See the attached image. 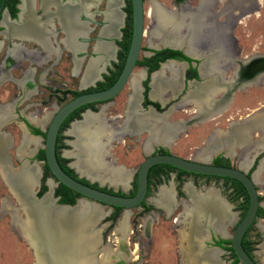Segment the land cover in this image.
<instances>
[{"label": "flooded vegetation", "instance_id": "af4514ba", "mask_svg": "<svg viewBox=\"0 0 264 264\" xmlns=\"http://www.w3.org/2000/svg\"><path fill=\"white\" fill-rule=\"evenodd\" d=\"M99 1L94 0L90 7L88 6L86 7L87 4L86 0H47L44 6L42 0H0V85L9 82L14 84L18 89L17 92H15V94H12V98L11 97L7 98V94L5 95L7 99L5 98L4 100H2V98H0V113L5 114L6 116L3 119V123L0 124V129L1 126L4 125L7 121L13 119L11 118L12 116H10L12 105L14 103H18L19 100L21 101L24 100L23 97L28 99L31 98L32 101H30V104L39 106L40 101L36 99L35 102L33 97H35L36 95L38 96V94L41 92L39 90V87L41 85L45 87L46 90H48L47 93L49 94V98H52L49 106L53 108V110L51 111L54 112V110L57 107V105L55 104V101H57L56 97H58V100L60 101V102L57 101L59 106L64 101L73 98L75 95L79 93L101 90L113 84V82L115 81V79L117 78L120 72V67L122 65V61L124 58V55L122 54L121 56L120 54L121 46L119 42H121L123 39L124 35L122 31L126 27V25L124 26L123 24L124 21L123 16L125 14L123 10L126 7V9L129 11L130 14V0H126V1L119 0L118 10L120 11L119 14L120 21L116 23L113 35H104L100 33V31L103 28H106L107 26L110 25V22L108 21V19L105 18L106 15L104 14L107 10V5L109 0L108 1L102 0L103 9L98 11L101 20L99 22L90 20V15L93 14L94 12H97V10L96 11L94 10ZM152 2L159 9H162L164 13L169 14V16H172V21L174 23L181 20L182 24H185V27L183 26L181 28V31L178 33L175 32L173 23L160 27L156 25L157 23L153 18H150L148 16V13H146L147 12L146 11L145 17L148 18L149 24L148 26L145 27V29L152 31L154 28L155 31H157V33H160V35L151 36V41H153V43L156 44L152 45L147 42L149 47L147 51L148 53H146L142 58V60H145L144 63L143 62L138 63L139 61L137 60V56H136L134 66L138 65L141 67V70L138 72L139 76L140 75L141 76L136 81V91L131 90L129 84L133 75L125 83V85L127 83L129 85V93L126 96V99L124 100V103L122 105L123 106L122 112L113 113V115L110 116V112L109 110H106V107L112 106L113 103L112 99L109 101L106 100V101L81 105L79 107H76V109H74V111L71 114H68L65 117V119L61 123L55 135V138L58 136V141L56 143L57 146L62 144L57 149L58 154L60 158L65 159L64 161L65 167L71 170V176L69 175L67 176H69L72 179H76L77 181L83 184L90 185L91 187L99 188V189L101 188L105 192L109 191L110 194L115 193L123 196L133 195L135 192V179H134L135 171L132 173L133 179L132 181H130V184L128 182L130 176L129 175L127 182L124 184V186L119 184L116 185L120 187L130 186L127 192L116 191L114 189L112 190L105 186H101L97 183V181L100 182V180L98 179L97 181L95 180L89 181L84 176H80L76 173V171L73 168L79 171V173L80 170L77 169V167H75L74 163L72 162L73 163L72 169L74 171L73 172L72 169H70L71 167H69L70 166V164H68L69 160L65 158V157H68V159L70 158L68 155H66L68 150H65L63 152L64 154L63 156L60 153L61 149L64 148L62 142V139L64 137L62 136V130L64 128L68 126V128L66 129V134L71 139L72 137L76 139V136L72 132V128L75 124L84 120L86 114H93V113L96 114V113L104 112V117L107 123L109 124L112 123L115 125V127H121V128L125 127L126 125L125 121L128 119V115L131 116L132 114L133 116L137 117L138 115L144 116V115L153 114L154 116L161 118V120H159L160 122L158 123L159 125L162 124L166 126L169 125L174 126L173 132L172 131L170 132L171 135V139H169L170 141L167 140V141L151 142L149 147L147 146L146 148L147 141H149V139L152 136V133L149 132V128L146 126H141L139 130H133L131 132L123 131V133L121 134V139L119 137H116L115 139L112 140L115 143L122 142L126 136L136 140L137 138H139L138 137L139 133H143L144 136L141 141V146L143 147L144 153H146L145 157L151 154H167V153H171L168 145L172 142V140L175 137L179 135V133L184 131L186 127L190 126L191 123L194 124L198 122L209 121L211 119H214L215 117L220 115V113H223L226 110L228 104L225 106V103L227 102L225 95H227V97L229 96L232 97V94H234L235 91L244 92V91H248V88L251 87L262 89L264 86V54H262V52L259 51H253L249 54L238 57L239 56V53H237L238 38L235 36L233 32V29L236 27V25L240 23V18L248 17L250 16V14L255 13V11L259 8L260 0H250L251 2L250 8H246V10L240 12L235 11V9L240 8L242 5H244L245 0H228L226 2L228 3V5L227 4L224 5L223 2H221L223 4L222 6H218V2H220V0H169L170 2L169 6L164 5L162 2H159L157 0H150L148 2L149 3L148 8L150 7ZM75 5H77V7ZM58 7H66L70 11H72L73 9L77 11L76 21L84 24L83 34L76 35L75 37H71L69 34L67 35L65 28H63V25L61 24L62 23L61 17L59 15V12L57 11ZM129 14H128L127 26L130 32ZM256 15L258 16L259 14ZM33 20L41 24L44 30V35H45L44 41L46 46H42L37 41L38 37L36 35H32L28 33L31 29L30 26ZM88 22L89 25L97 27V35L94 36L93 38H90L88 36V32H90L89 30H91L90 27L87 26ZM196 22H198V26H196V29L194 31L193 25ZM195 32L199 34L198 37L199 41L196 40L195 37L193 38L194 41H192V37H193L192 35ZM60 33H62L63 37L58 42L62 44V47H58L56 42L57 37ZM171 36H173V38L177 37L176 39L177 41L175 42V44H170V43L167 44L162 42L163 40L165 41ZM64 39H68L67 41L68 45L63 42ZM90 40H93L94 45L92 46V51L89 52V57L85 59V63L82 67L83 59L81 60V58L87 55L84 48L86 45H88ZM100 42H108V43L113 42V45L110 44L111 51L109 52V54H103L101 51L95 50V45ZM28 43H32L31 44L32 46L29 47ZM76 43L81 44L82 47L81 48L77 47V49L75 50L74 47L77 46ZM157 44H159V46H156ZM168 45L181 46V48H171ZM63 48L68 50V52H70L71 55L73 56L72 58V64L74 67L73 70H75L76 66L78 68L77 69L78 71L82 67L83 71H81L82 73L81 77L86 71L92 59L102 57V59L98 62L96 66L97 69L94 74L95 76L92 78L91 82L81 86L80 83L81 78H80L79 81L80 88L78 90H74V93H71L69 89L66 87L61 88L59 90H55L57 87H52V85L49 84L50 83L49 80L47 79V76L52 77L53 75H55L56 70L53 67L59 62L61 51ZM172 51L174 52L176 51L177 53L170 55V52ZM25 60L32 67L27 65L26 67L21 68L22 63ZM42 65H44V67H42ZM169 66L176 68V73H173L170 70ZM15 71L18 72L17 75L18 77L15 76L16 75ZM158 79L160 80L162 79L165 81L167 80L171 82V84L169 86L165 85L159 95H154L155 94L154 86H155V82L159 81ZM203 82L206 83L202 84ZM208 85L210 91L205 96L201 95L200 94L201 92L199 91L200 88L206 87ZM19 90H21V92L20 94H18V98L14 99V97H16ZM58 93L59 96H57ZM24 94L27 95L24 96ZM131 95L134 96L133 106L128 108V98ZM61 100L64 101L62 102ZM106 102L107 103L111 102V104L108 106L106 104L104 105L103 103ZM198 102L199 103L204 102L203 109L201 112L198 111V107H197L199 105ZM43 104H45V102H43ZM255 104L256 105L253 108H251V111L249 113H246L242 117L245 118L246 123L248 122L250 125H251L250 122H252L255 114H260V116L264 115V101H256ZM220 109L221 112L219 113ZM179 112H184L185 114H187V118L183 119L178 116L177 117L173 116V114ZM16 115L17 118L21 119L22 121V125H20L21 137L17 145V148L21 144V140L24 136V132L26 133V135L30 136L31 138H37V140L38 138L42 139L40 135L37 134L35 135L32 132V129H37L38 131H40L39 130L40 127L42 128L40 124H38L37 122L31 119L32 115L28 116V117L31 116L30 119H28L27 117L25 118L18 113ZM42 118L43 115L39 119ZM35 124L38 125L36 126ZM249 128L250 129L247 132L248 133L247 137L249 142L248 147H250L249 156L250 155L251 157L254 155L255 156L248 163V166L244 167L245 170L244 172L246 175L253 177V182L257 190L256 179L254 175H251L250 169L256 168L255 170L258 171L259 169V171L262 173L261 167H262V163H264V159L261 160V162H258L259 165L257 166L255 157L259 156V158H261L264 156V143H261L259 139L262 135L260 134L262 133L261 130H258L257 127H254L252 125ZM0 133L5 134L4 132H1V130ZM5 135L8 137V146L5 148L4 154L6 156V162L9 164L10 156L6 151L7 148L9 147V136L7 134ZM214 135L215 133L212 132L211 134H209L208 139L214 137ZM69 143L71 145V142L67 141V146L69 148H72L73 150L74 147L72 145L70 146ZM40 149H42L41 146L35 152V148H33L34 152L31 154V156L29 155L27 156L26 154V156L31 157L32 160L27 159L28 160L27 163V160L23 159L24 161L23 163H21V166L19 165L16 168L19 167L22 168L25 165L26 166L28 165V167L29 166L35 167V164L32 165V163L30 164L29 161L32 162L34 160L41 161L42 165L40 171L38 170L37 167H35L37 168L36 185H33V189H30V193L33 192V190L36 188V191H34L35 196L39 198L43 195L44 196L48 195L49 191H51L52 198L55 200L54 203H52L51 200H48L49 206H53L54 204L55 205L66 204L60 202L61 199L69 200V197L66 192H63V190L61 189L58 190L59 182H57L50 175L49 171L48 174H45V176H43L42 167L46 163L44 162V160L36 158V155L38 154V151ZM241 151L244 152L245 150L242 149ZM70 152L71 151H69L68 153ZM232 152L233 149L231 150V147L228 145L226 149H221L217 153H215V155L211 157L209 162L214 164L213 159L216 157H220L222 160H227L228 166H232L229 162V158L233 154ZM16 156L18 157L17 153ZM70 156L74 158L71 159L75 162L76 157L71 154ZM108 158H110V161L112 162V164H114V161L111 159L110 155ZM115 166L123 167L121 165H115ZM123 168L124 170L127 169L125 167ZM127 171L131 172L129 169ZM257 171H254V173ZM167 176L174 177L175 179L173 181V188L171 190L173 201L172 204L169 206L168 210L165 208L164 205H156L153 199H156L159 196L161 188L170 189L169 187L167 188L161 186L158 192L155 193V196L149 199V194L152 191V188L157 187L158 186L157 184ZM178 177L179 176L177 175V170L175 169H168L166 166L163 167V166H159L158 164L151 166V168H149L146 173L147 190H146L145 198L144 200L141 201V203L138 206L134 208L138 207L140 212L144 213V212H148L151 204L152 206H154V208H157L161 211L162 218L163 217L168 218L169 216L170 217L172 216L171 218V222L173 223L172 233L174 234V236L177 235L174 245V252H175V257L180 264H240V262L237 261L236 257L234 256L231 250L232 246L230 243V236L232 234L234 227L236 226V223L241 218L244 211L241 212V208H239L238 214H236L235 219L233 220L232 223L231 221L233 215H231L229 212L222 214L223 217V221L221 222L222 230L220 231L216 230L213 224L215 215L214 214L212 215L211 213L209 215V212L204 213V216H202V218L201 217L198 218L199 222H196L198 224V227L192 228L188 226V223L192 219L191 215H186V213H184L185 205L188 206L191 205L190 197L186 191V186L188 185L187 184L184 185L185 186L184 190L180 188L177 185L178 181H181L178 180ZM200 178H204V177H200ZM213 179H219L222 182V179L220 178H213ZM103 183L109 186H113L112 184H109L107 181ZM226 183L227 184L224 185L225 189L227 190L229 189V193H233V186H231L229 181H227ZM189 187L192 189L191 186ZM185 193L187 196L186 200L185 198H181L182 195L185 196ZM245 196L247 199L246 193L245 195L243 194L237 195L240 203H243L245 201ZM42 198L37 203H41ZM77 199L79 201V199H83V198H81L79 194L76 195V197L74 198V203L72 205L75 204V201ZM259 199L260 197L258 195V201ZM147 201L150 204H148ZM67 205L68 204H66V206ZM72 205H68V206H72ZM178 206H179V211L176 213L172 212ZM180 208L182 209L181 212H180ZM257 209H260L262 212H264V204L260 203V207H257ZM257 209L255 210L250 225L244 231V234L241 238V245L243 251L248 255V257H250V259L256 262V264H264V253L261 249L263 246L260 248V254L262 256L259 257V255L257 256L253 252V248H254L252 244L253 241L248 239L249 229L256 224V221L257 222L261 221L264 223V218H262L261 216L259 217L257 216L256 214ZM120 210L123 211V209L119 208L118 211ZM111 214L112 213H110L109 216H111ZM110 219L111 218L109 217L108 221H111ZM142 221L144 224L143 236L145 237L146 242L148 243V245H146V248H148L151 243L150 226L151 224H153L154 218L153 217L146 218L145 220ZM227 225H228V230H226ZM11 226L12 228H14L12 224ZM102 226L103 225H101V227ZM174 228L178 229V231L174 230ZM174 231L176 233H174ZM21 233L23 235L22 230ZM112 235L113 234L110 235L111 238H114V236ZM127 238L125 239V242L119 243L118 241H116V237H115L114 239L117 244L115 245V248L112 247V249L118 250V252L127 251V249L125 248ZM99 239H100V235H99ZM105 246H108V243L101 244V239H100L97 248L94 249V256L97 259V263H99L98 260L101 257L100 251ZM31 248L34 251L33 247ZM135 249H137V247H135L132 250V252ZM209 252L214 254L215 256L214 259L208 257ZM52 256L53 259L54 255ZM68 256L72 259L71 261L74 262L73 254H69ZM220 258L222 260H220ZM128 261L118 258L109 264H116L118 262H123V264H125ZM85 264H88V262H86Z\"/></svg>", "mask_w": 264, "mask_h": 264}, {"label": "bare ground", "instance_id": "6f19581e", "mask_svg": "<svg viewBox=\"0 0 264 264\" xmlns=\"http://www.w3.org/2000/svg\"><path fill=\"white\" fill-rule=\"evenodd\" d=\"M93 1L94 0H86V7H90ZM227 1L228 0H223V4L228 5V3H226ZM46 2L47 0H42L43 6ZM118 4L119 0H109L107 10L104 14L106 15L105 18L110 22V25L106 28H103L100 33L104 35H113L116 23L120 21V11L118 10ZM75 6L77 7V5ZM250 6L251 3H249V7ZM57 11L59 12L62 22L61 24L63 25V28H65L67 35L69 34L71 37H75L76 35L83 34L84 24L76 21V10L73 9L70 11L66 7H58ZM148 16L153 18L157 23L156 25L160 27L173 23L176 33L180 32L183 26L185 27V24H182L181 20L174 23L172 21V16L164 13L162 9H159L153 2L151 3ZM196 26H198V22L194 23L193 25L194 31ZM30 27L31 29L28 33L36 35L38 37L37 41L42 46H46L44 41V30L41 24L33 20ZM142 31L143 36L146 34V36L149 38L150 44H156L151 41V36H158L160 33H157L154 28L152 31H149L143 27ZM192 36V41H194V37L199 41V34L197 32H195ZM176 39L177 37L173 38V36H171L162 42L167 44H175L177 41ZM67 41L68 39L63 40L65 44H67ZM77 47L81 48L82 45L77 44L74 49L76 50ZM95 50H99L103 54H109L111 51V45L108 42H100L95 45ZM101 59L102 57H98L90 61L86 71L81 77V85L91 82L92 78L95 76L94 74L97 69L96 66ZM169 67L173 73H176V68H173L172 66ZM137 74L138 73H132L133 76L130 80L133 91H136V81L141 76ZM158 80V82H155V92L153 91L155 93L154 95H159L165 85L169 86L171 84V82L167 80ZM199 91L201 92V95L205 96L210 91L209 85L200 88ZM133 100L134 96H129L128 108L133 106ZM203 105L204 102L199 103L197 106L198 111H202ZM52 114L53 111H46L42 119L33 118V120L43 127L50 119ZM5 117V114L0 113V124L3 123V119ZM159 120H161V118L154 116L153 114L144 116L138 115L137 117L131 114V116L128 115V119L125 121V127L121 128L115 127V125L112 123L108 124L105 120L104 112L86 114L85 119L75 124L72 128V132L76 136V139L75 141L73 140V142H71V145L75 148V151L73 149L70 154L76 157V161L74 162L75 167H77L80 172L91 178L98 179L100 182L107 181L109 184L115 186L118 184L124 186V184L127 182L130 172L127 171L128 169L124 170L123 167H118L115 166L116 164H112L110 158H108V141L115 139L116 137L121 139V134L123 131L131 132L133 130H139L141 126L148 127L149 132L152 133L151 138L149 141H147V144H149H146V148L147 146L149 147L151 142L167 141L171 139L170 132H173L174 126H166L162 124L159 125ZM241 122V125H236L234 128L229 127L230 129L226 133H223L221 130H219V132H215L214 137L208 139V143H211L207 147H203L197 151L195 158H190L204 160L211 153L221 149H226L228 145L231 147L234 143H236L235 145L239 146L241 150H245L244 153L241 151L239 157V164L240 166L244 167L245 164H248L252 159L251 155L249 156L250 147H248L249 142L247 132L249 131V127H251V125L257 127V129L261 130L262 132L260 133L262 135L259 139L260 142L263 143L264 115L260 116V114H255L252 122H250L251 125L248 122L246 123L245 120ZM29 143L32 144L34 148H36L37 138H31L30 136L26 135V133H24L21 144L16 151L18 157H21L22 155L24 156L26 154L31 155L34 152V150L26 151L28 147L27 145ZM7 146L8 137L5 134L0 133V174L2 175L4 182L7 184L11 192L20 203V206L23 207L25 216L23 219L20 217V215L18 216L17 213L8 206L7 201H3L4 205L2 206V209L5 208V211L7 210L8 213H11L13 224L20 226L22 232L29 241L28 243H30V245L33 247L36 256V264H85L86 262H88V264H109L118 258L125 261L136 258L138 255L137 249H135L133 252H118V250L112 248L110 249L108 246H105L103 249H101V257L98 260L99 263H97V259L94 256V249L97 248V245L100 241V229L96 228V224L98 223L99 219L105 216V213L102 209L103 207L97 203L88 202L85 199H79L78 203L72 209L66 210V208L61 206L53 208L52 206H49L48 195H45L42 198L41 203H37L38 201L33 203L29 199V195L30 189H33V185H36L37 168L33 166L28 167V165H25L22 168H18L16 170L11 169L8 166L9 164L6 162V156L4 154L5 148ZM189 188V186H186L187 192L190 196L191 205H185L184 207V213H186V215L192 216L188 226L192 228L198 227V224L196 223L199 222L198 218H202L204 213L209 212V215L210 213L215 215L213 222L215 229L218 231L222 230V214L227 212V207L220 200L217 193L210 189L206 193L201 194L199 192H193L191 188ZM153 201L156 205H164L168 210L173 201L171 190L163 189L160 193V196L156 199H153ZM128 215L129 211L124 209L122 217L119 219L112 232V236H114V238L116 237V241L119 243L125 242V239L130 232V224L127 220ZM69 254H73L74 262L71 261L72 259L68 256ZM52 255H54L53 259ZM208 257L214 259L215 256L213 253L209 252Z\"/></svg>", "mask_w": 264, "mask_h": 264}, {"label": "rangeland", "instance_id": "374dc122", "mask_svg": "<svg viewBox=\"0 0 264 264\" xmlns=\"http://www.w3.org/2000/svg\"><path fill=\"white\" fill-rule=\"evenodd\" d=\"M149 1L150 0H143V11L145 12L147 11L146 13H148V15H149V9H150V7L148 8ZM157 1L162 2L164 5H167V6L170 5L169 0H157ZM247 1L245 0L246 3L244 2V5H242L240 8H236L235 11L240 12V11L246 10V8H250L249 3L251 2L249 0ZM221 2H223V0H220V2H218V6L223 5ZM102 9H103V2L101 0L97 3L96 8L94 10V11L97 10V12H94L93 14L90 15V20L99 22L101 20V17L98 14L99 13L98 11ZM123 11L125 12L123 16V20H124L123 24L125 26L128 23L127 21H128L129 11L126 9V7ZM256 14H259V15L257 16ZM148 24H149L148 18H146L144 14L143 20H142V26L146 27L148 26ZM87 26L90 27L91 29L89 30L90 32H88V36L90 38H93L94 36H96L97 27L89 25V22L87 23ZM233 32L235 36L238 38V41H237V48H238L237 53H239L238 57L249 54L253 51H259V52H262V54H264V0H260L259 8L255 11L254 14L252 13L248 17L240 18V23L236 25V27L233 29ZM62 37H63L62 33H60L57 37L56 42H57L58 47H62V44L58 42ZM147 42L149 43V38L145 34V36L142 37L140 51L137 54L138 61H140L144 57V55L148 53L147 51H148L149 46ZM31 44L32 43H28V46L31 47L32 46ZM93 45H94L93 40H90L88 45L85 46L84 50L86 51L87 55L81 58V60L83 59L82 67L85 63V59L89 57V52L92 51ZM156 46H159V44H157ZM72 58L73 56L71 55V53L68 52V50H66L65 48H63L61 51L59 62L53 67L56 70L55 75H53L52 77L47 76V79L50 82L49 84H51L52 87H57L55 90H59L61 88L66 87L69 89L71 93H74V90H78L80 88L79 81H80L81 74H82L81 71L83 70L81 67L80 70L78 71L77 66L75 70H73L74 67L72 64ZM27 65L31 66L25 60L23 61L21 68H24ZM42 67H44V65H42ZM140 70H141V67L138 65H135L132 68V73L136 74ZM15 74H16L15 76L18 77L17 71H15ZM36 82H35V85H36ZM129 84H130L131 90H133L130 82ZM17 90H18L17 87L14 84L9 83V82L3 85H0V98L4 100L6 98L5 97L6 94H7V98H10V97L12 98V94H15ZM39 90L41 92L38 94V96L36 95L35 97H33L35 102H36V99L40 101L39 106L31 105L30 104V101H32L31 98L28 99V98L23 97L24 100L22 101L19 100L18 103H14L12 105L10 116H12L11 118L13 119L7 121L4 125L1 126V129H0L1 132H4L5 134L9 136V147L7 148L6 151L8 155L10 156L9 166L13 169L18 167L19 165L21 166V163H23L24 161L23 159L32 160L31 157H27L26 155L21 156L19 158L16 156V149L19 148V147L17 148V145L21 137L20 125H22L21 119H18L16 114L18 113L25 118L27 117L28 119H30L31 117V116L30 117L28 116L32 115L31 119L33 120V118L34 119L41 118V116L44 115L46 111L53 110V108L49 106L52 98H49V94L47 93L48 90H46V88L43 87L42 85L39 87ZM20 92L21 90H19L16 97H14V99L18 98V94H20ZM128 93H129V85L127 83L122 88V90L119 91L118 94L112 98V102H113L112 106L106 107V110H109L110 112V116L113 115V113L122 112L123 110L122 105ZM26 95L27 94H24V96ZM57 96H59V93L57 94ZM56 98H57V101H59L58 97ZM8 100H11V99H8ZM57 101H55V104L58 106ZM61 101L63 102L64 100H61ZM256 101H264V86L262 89L251 87V88H248V91H244V92L235 91L234 94H232V97L227 105L226 110L223 113H220V115H218L214 119H211L206 122H198L194 124L191 123L190 126L186 127L184 131L179 133V135L172 140V142L168 145L169 150L171 151V153L182 157V159H189V157L195 158L196 157L195 154L197 153V151H199L203 147L204 148L207 147L211 143V142L208 143L209 134H211L212 132L214 133L217 131L219 132V130L225 131L226 129H228L232 121H236L242 118L246 113H249L251 111V108H253L256 105L255 104ZM43 102H45V104H43ZM103 104L104 105L106 104L108 106L111 104V102H108V103L106 102ZM173 116L174 117L178 116L183 119L187 118V114H185L184 112L175 113L173 114ZM48 122L49 120L42 127L43 129L47 126ZM35 125L37 126L38 124H35ZM67 128L68 126L62 130V136H64L62 139L64 148L61 149L60 151L62 156L64 155L63 152L65 150H68V152L72 151V148H69L67 146V141L72 142V140L75 139L72 136H71L72 137L71 139L66 134ZM143 136H144L143 133H139V136H138L139 138H137L136 140L131 137L129 138L126 136L122 142L115 143L113 140H111V141H108V144H107L108 153L111 159L114 161V164L121 165L131 171L130 176H129V181H128L129 184H130V181H132L133 179L132 173L135 171L138 165L142 162L143 158H145L146 153H144L143 147L141 146V141H142ZM41 145H42V139L38 138L35 152L38 148H40ZM27 146L28 147L26 151L33 150L34 148V146L30 143ZM74 151H75V148H74ZM240 153H241V148L237 145L233 146V154L229 158V162L233 167H237L238 165H240L239 164L240 163L239 161ZM65 158L69 160L68 164H71L72 162H74L71 158L69 159L68 157H65ZM255 158H256L255 160L258 166L259 165L258 162H261V160L264 159V156L261 158L257 156ZM29 162L30 164L32 163V165L35 164V167H37L38 170L40 171L41 165H42L41 161L34 160L33 162L32 161H29ZM27 163H28V160H27ZM255 169L256 168H253V169L251 168L250 173L251 175L255 176L256 187L258 190V195L260 197L259 201L261 204H264V163H262V167H261L262 173L259 171V169L258 171ZM254 171H257V172L254 173ZM174 180H175L174 177H171V176H167L166 178L161 180L157 184L158 185L157 187L152 188V191L149 194V199L155 196V193L158 192L161 186H164L167 188L169 187L170 190H172ZM178 180H181V181H178L177 185L183 190L185 187L184 185L187 184L188 186L192 187L191 190L193 192H199L201 194L206 193L211 188H212L211 190H215V192L217 191L216 193L220 197V200L224 202V204H227L226 206L227 212L233 215L231 223L233 222L240 208L239 198L235 196L234 194L229 193V189L228 190L225 189V186L222 185V182L219 179H213V178L206 179V178H200V177H195L191 175H188V176L179 175ZM101 186H105L109 189H112V190L114 189L116 191H123V192H127L130 187V186L120 187V186H115V185L109 186V185H106L105 183H102ZM163 189L165 188H161V191ZM194 189L199 190V191H196ZM33 191H36V188ZM160 193H159V196H160ZM181 198H185L186 200L187 198L186 193H185V196L182 195ZM3 201H7L8 206L11 207L12 209L14 208L17 214L20 215L22 219L24 218L25 215L23 212V207L20 206V203L18 202L14 194L11 192L7 184L4 182L3 177L0 174V264H35L36 256H35L34 251L31 248L32 246L31 245H30L31 247L29 246L30 243L28 244L29 241L27 240L26 237L25 238L27 241L25 240L24 238L25 235L24 233H23L24 236L22 235L20 226L13 224L11 213L10 212L8 213L7 210L5 211L4 210L5 208L2 209V206L4 205ZM147 203L150 204L148 201ZM99 205L103 207L102 209L105 213V216L99 219L98 224L96 225V228L100 229L99 235L101 239V244L108 243V247L110 249L112 247L115 248V245L117 243L114 238H111L110 235L112 234V229L115 228L119 219L122 217L124 210L118 211L112 219L111 216H109V214L112 213L111 209L106 207L105 205H102V204H99ZM128 211H129V215H128L127 220L130 223V234L128 235L125 248L127 249V251H132L135 247H137L138 255L136 256L135 259H131L129 261L127 260L128 262H126L125 264H180L179 261L176 259L175 252H174V245H175V240H176L177 235L174 236V234L172 233L173 232L172 231L173 223L171 222L172 216L171 217L169 216L170 218L169 217L162 218L161 211L157 208H154V206H152L151 204H150L148 212L141 213L138 207L130 208L128 209ZM178 211H179V206L176 207L175 210L172 212L176 213ZM181 211L182 209L180 208V212ZM109 217L111 218L110 219L111 221H108ZM151 217L154 218V222L150 226L151 243L149 247L146 248V245H148V243L146 242V239L143 236V225L144 224L142 220H145L146 218H151ZM11 224L13 225L14 228H12ZM101 225L103 226L101 227ZM174 230L178 231V229H175V228ZM226 230H228V225L226 227ZM174 233L176 232L174 231ZM248 239L253 241L252 244L254 247L253 248L254 254H256L257 256L259 255V257L262 256L260 254V248L263 246L261 249L264 253V223L263 222L256 221V224L253 225L249 229ZM220 260L222 259L220 258Z\"/></svg>", "mask_w": 264, "mask_h": 264}, {"label": "water", "instance_id": "95a60500", "mask_svg": "<svg viewBox=\"0 0 264 264\" xmlns=\"http://www.w3.org/2000/svg\"><path fill=\"white\" fill-rule=\"evenodd\" d=\"M129 15H130L129 44H128L127 51L124 54L122 65L120 67V72L117 78L115 79V81L113 82V84L101 90L79 93L75 95L73 98L64 101L62 104L56 107L51 118L49 119L47 126L44 129L41 127L39 129L40 131H43L41 148L43 149L44 162L47 165L46 167L50 175L57 182L66 186L67 189H69L73 193L79 194L81 198L85 199L88 202L102 204L108 208L118 207L123 210L134 208L138 206L142 200H144L145 195H146V190H147L146 173H147V170L151 168V166L156 165V164H167L169 166L178 168L179 170H182V172H185L188 174L193 173V174L212 175V176H217L220 178L232 179L236 181L237 183H239L240 186L244 188L245 193L247 195V206L241 218L236 223V226L234 227L232 234L230 236V243L232 246L231 250L234 256L236 257L237 261L240 262V264H256V262L250 259V257H248V255L243 251L242 245H241V238L244 234V231L250 225V222L253 219L255 210L257 209V207H260V203L258 201V193H257V190L253 182V177L246 175L244 172L245 171L244 167H247L248 164H245L244 167L240 165H238L237 167H232V166L224 167L221 165H215V164L210 163L209 159H211V157L215 155V153H217L218 151L211 153L204 160L193 159V158L182 159V157L176 156L171 153L151 154V155L146 156L142 160V162L139 164L138 168H136L135 178H134L135 179V192L133 195H130V196H123V195H118L115 193L110 194L99 188H94V187H91L90 185L83 184L77 181L76 179H72L69 176H67V174L59 167L60 165L56 158L54 142H55V135L57 133V130L60 127L63 120L65 119V117L68 114H71L74 111V109H76V107H79L81 105L111 100L112 97L115 96L118 93V91L122 89V87L125 85L128 79H130L132 76L131 69L134 66L137 53H139L140 51V45H141V40L143 36V31H142L143 29L142 20H143V15H144L143 0H130V14ZM110 44L113 45V42H110ZM168 46L171 48H181V46H174V45L173 46L168 45ZM205 83L206 82H203L202 84H205ZM230 97L231 96L227 97V95H225V98L227 101L225 103V106L228 104ZM221 109L219 110V113L221 112ZM243 120H245V118H240L236 121H232L229 126L234 128L236 125H241L242 124L241 121ZM229 129L230 128L228 127V129L223 131V133L228 132ZM235 144L236 143H234L231 146V150L233 149V146H235ZM67 155L70 158L74 159L73 157L70 156V153L67 152ZM254 156H252V158ZM73 163L70 164L69 167L73 168ZM16 169H13V170H16ZM73 169L76 171L77 174L84 176L89 181H92V180L97 181V179L90 178L86 174H83L81 172L79 173V171H77L75 168ZM97 183L101 185L103 182L97 181ZM43 196L38 198L35 196V192L33 191L30 193L29 199L33 203H36ZM48 196H49V200H51V202L54 203L55 199L52 198L51 191H49ZM77 202H78V199L75 201V204L72 206H68V205L66 206V204H56V205L54 204L52 207L55 208V207L61 206V207L66 208V210H69V209L74 208ZM116 264H123V262H118Z\"/></svg>", "mask_w": 264, "mask_h": 264}, {"label": "trees", "instance_id": "16d2710c", "mask_svg": "<svg viewBox=\"0 0 264 264\" xmlns=\"http://www.w3.org/2000/svg\"><path fill=\"white\" fill-rule=\"evenodd\" d=\"M123 39L121 42H119L120 46H121V49H120V54L122 56V54L124 55V53L127 51V48H128V44H129V39H130V32H129V28L128 26L126 25L125 29H123ZM123 52V53H122ZM177 53L176 51H172L170 52V55L171 54H175ZM142 60V59H141ZM144 63L145 60H142V61H139L138 63ZM155 66V65H154ZM32 132L36 135H40L41 137H43V132H40L38 131L37 129H32ZM57 141H58V136L55 138V143H54V146H55V153H56V158H57V161L59 163V167L65 172L67 173V175L71 176V170L67 169L64 165V161L65 159L63 158H60L59 154H58V147L61 146H57ZM36 158L38 159H41V160H44V154H43V149H40L38 151V154L36 155ZM213 163L216 164V165H221V166H224V167H228V162L227 160H222L220 157H216L213 159ZM159 166H163V167H167L168 169H175L177 170V175H193V176H199V177H204L206 179H209V178H220V177H217V176H212V175H203V174H193V173H185V172H182V170H179L175 167H172V166H169L167 164H158ZM47 165L44 164V166L42 167L43 168V176H45V174H48V170H47ZM222 179V184L223 186L226 185L227 181H229V183L231 184V186H233V193L234 195H238V194H243L245 195V191H244V188L242 186H240L239 183H237L236 181L232 180V179H225V178H220ZM59 184V187H58V190L61 189L63 190V192H66L68 197H69V200L67 199H61L60 202L61 203H66L68 205H72L74 203V198L76 197V195H78L77 193H73L72 191H70L69 189H67L66 186H64L63 184ZM94 186V185H93ZM101 189V188H100ZM103 190V189H101ZM109 193V191H107ZM240 204V208H241V212L244 211V209H246V205H247V199H246V196H245V201L243 203H239ZM112 215H111V218L113 219L114 215H116V213L118 212V207H112ZM257 216H261L262 218H264V212H262L260 209H257V212H256Z\"/></svg>", "mask_w": 264, "mask_h": 264}, {"label": "crops", "instance_id": "0c3cea01", "mask_svg": "<svg viewBox=\"0 0 264 264\" xmlns=\"http://www.w3.org/2000/svg\"><path fill=\"white\" fill-rule=\"evenodd\" d=\"M227 206V204H225Z\"/></svg>", "mask_w": 264, "mask_h": 264}]
</instances>
